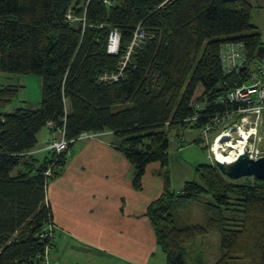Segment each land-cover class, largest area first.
Masks as SVG:
<instances>
[{
    "label": "trees",
    "instance_id": "16d2710c",
    "mask_svg": "<svg viewBox=\"0 0 264 264\" xmlns=\"http://www.w3.org/2000/svg\"><path fill=\"white\" fill-rule=\"evenodd\" d=\"M251 19L247 0H0V75L41 79L37 108L5 111L18 88L0 87V264L52 263L48 184L75 155L82 133L113 135L140 191L146 166H168L169 134L202 131L235 109L225 97L249 76L225 73L219 54L227 43H244L246 62L262 65L260 35L247 34ZM113 31L115 55L108 53ZM136 33L144 38L132 45ZM45 127L71 143L68 152H47L39 163L34 150ZM163 179L145 216L164 264H188L189 244L209 233L219 235L223 251L214 264H264V181L230 180L207 164L195 167L179 191L169 189L167 172ZM204 196L213 201L207 208H232L236 218L214 212L206 226L179 228L175 209Z\"/></svg>",
    "mask_w": 264,
    "mask_h": 264
},
{
    "label": "crops",
    "instance_id": "0c3cea01",
    "mask_svg": "<svg viewBox=\"0 0 264 264\" xmlns=\"http://www.w3.org/2000/svg\"><path fill=\"white\" fill-rule=\"evenodd\" d=\"M103 135L111 134L98 136ZM123 159L104 140L84 142L64 167L58 191L50 193L56 183L48 185L52 253H58L56 258L51 254L52 264H163L145 216L159 191H136Z\"/></svg>",
    "mask_w": 264,
    "mask_h": 264
},
{
    "label": "rangeland",
    "instance_id": "374dc122",
    "mask_svg": "<svg viewBox=\"0 0 264 264\" xmlns=\"http://www.w3.org/2000/svg\"><path fill=\"white\" fill-rule=\"evenodd\" d=\"M247 1L252 5L251 25L254 28L249 32H247V34H252V33L259 34L260 42L262 44L261 46L264 47V0H247ZM68 18L70 19V16H68ZM138 43L139 42L137 43L135 42L134 45ZM261 60H262L261 67L264 69V61L263 59ZM254 63H252V65H254ZM243 68L246 69L244 72H241V69ZM250 68L251 66L247 62H245L240 68V75L243 76L244 78L247 75L249 76ZM6 85L16 86L18 88V95L11 103L12 105L8 107L7 110L5 111L7 112L13 111L20 107L21 108L39 107L40 99H41V79L39 77L34 75L33 76L32 75L30 76L0 75V87ZM49 132H50L49 129L45 127L38 133L37 147H40L43 144H45L44 145L45 147L52 142L53 136L52 133L50 134ZM214 136L215 135L210 134L206 137L204 134H202L200 128L187 130L183 134H178V135L176 133L169 134L168 135V141H169L168 166L162 167L161 164L158 162L146 166L145 168L146 173L142 177V181H141L142 189L144 188V192L146 194H149L151 193L152 189L158 190L159 193L155 195V198L157 199L163 192V188H164L163 177L166 172L169 175V179H170L169 189L172 191H179L185 182L193 180V173L195 167L204 164L216 166L215 164L216 160L214 159L212 152L207 146L208 139H206L209 138L210 139L209 141L211 143V141L215 139ZM261 139H262L261 137L255 136L249 138L248 141L245 142L243 149L244 152L249 156V158L257 159L259 157L264 156V139L263 141H261ZM89 140H104L109 144V147L111 148H113V146L117 142L116 138L113 135L112 136L97 135L92 139H87L83 141L78 140L77 142H75L73 147L74 152H76L78 146L82 145L84 142H88ZM239 140L240 138L238 136V141ZM236 146H237V141H236ZM46 154L47 152H39L36 154V156L38 155L39 163L43 161V159L46 157ZM227 155L228 154H226L225 157L222 158L225 163L227 160L235 156L233 151L228 155V157ZM237 155H239L238 150H236V156ZM70 159L71 157L67 160L65 166L67 165ZM123 160L127 166L128 177L132 182V179L135 174V169L132 165H130L126 161L125 158ZM68 166H70V163H68L66 168ZM62 173L63 171H61L59 176L56 177L55 179H50L48 185L52 183L53 184L56 183L52 185L50 189V193L58 191L57 188L59 182H61L60 178L62 177ZM247 181L248 179L245 178L239 180V182L242 183ZM158 182H159V188L157 185ZM206 203H213L212 199L209 196L202 197L201 201L198 203H193L192 201L181 202L179 207L175 209L174 212L176 225L179 228L182 227L186 228L190 225L206 226L215 212V210H213L212 207L207 208L205 205ZM220 212L217 211L215 213L217 215H219L220 213L221 216L224 215L226 217H232L233 219L236 218V212L233 211L232 208L228 210L222 208ZM54 229H56V227H54ZM55 238H58V236L56 235ZM187 246L188 245L185 246V249ZM52 254L55 255L54 256L55 258L58 256V253L56 252ZM222 255H223V251L220 245V238L219 235L216 233H209L204 236L196 237V239L189 244L186 250V257H187L186 260L188 264H214Z\"/></svg>",
    "mask_w": 264,
    "mask_h": 264
},
{
    "label": "built area",
    "instance_id": "2783aa9c",
    "mask_svg": "<svg viewBox=\"0 0 264 264\" xmlns=\"http://www.w3.org/2000/svg\"><path fill=\"white\" fill-rule=\"evenodd\" d=\"M143 38V33H136L132 45ZM113 39L119 41V36L116 31L111 33L108 44V53L115 55L116 47L112 42ZM244 48L243 43L240 42L227 43L221 47L219 59L222 70L225 73H240L241 66L246 62ZM120 75L121 74L111 76L105 75L102 77V80L117 81ZM225 102L234 104L236 106L235 109H232L225 115L214 117V119L207 122L202 129L206 137L210 134L215 136L218 134L216 137L214 136L215 139H213L211 143L209 141L210 139L206 138L208 139L207 146L212 152L215 160H218L217 153L224 158L226 154L229 155L232 151L235 154L233 158L236 159L238 156H236V150L239 151V154L244 152L243 147L249 138L258 136L262 138L261 141L264 139V69L261 65L251 66L247 82L230 91L227 97H225ZM52 127L53 124L50 123L48 128ZM51 133L53 136L52 142L48 146H45L40 152H51L57 156H60L64 152H68V147L71 142L65 139L64 133L61 131H54ZM96 136L97 135L82 133L78 137V140L92 139ZM238 136L240 138L239 141ZM240 146H242V151L239 149ZM220 162L225 163L224 161ZM51 170V168L48 169L45 172V176H52ZM51 233V227L46 230L44 229L41 238L45 239L49 237Z\"/></svg>",
    "mask_w": 264,
    "mask_h": 264
},
{
    "label": "water",
    "instance_id": "95a60500",
    "mask_svg": "<svg viewBox=\"0 0 264 264\" xmlns=\"http://www.w3.org/2000/svg\"><path fill=\"white\" fill-rule=\"evenodd\" d=\"M256 56L264 61V47L260 46L258 48ZM245 69H241V72H244ZM215 164L221 173L230 180L253 177L257 180L264 181V156L252 159L243 152L236 157L233 163L226 164L216 160Z\"/></svg>",
    "mask_w": 264,
    "mask_h": 264
},
{
    "label": "bare ground",
    "instance_id": "6f19581e",
    "mask_svg": "<svg viewBox=\"0 0 264 264\" xmlns=\"http://www.w3.org/2000/svg\"><path fill=\"white\" fill-rule=\"evenodd\" d=\"M113 44L115 45V47H116V54L118 53V48H119V42L118 41H116V39H113ZM240 151H242V146H240ZM217 158L219 159V160H223L222 159V156L220 155V154H218L217 153ZM235 158H231V159H229V160H227L226 161V164H230V163H233L235 160H234ZM224 161V160H223Z\"/></svg>",
    "mask_w": 264,
    "mask_h": 264
}]
</instances>
